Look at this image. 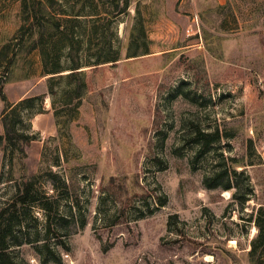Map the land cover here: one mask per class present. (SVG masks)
<instances>
[{
  "label": "rangeland",
  "instance_id": "rangeland-1",
  "mask_svg": "<svg viewBox=\"0 0 264 264\" xmlns=\"http://www.w3.org/2000/svg\"><path fill=\"white\" fill-rule=\"evenodd\" d=\"M127 1L116 24L122 59L87 70L91 86L72 137L57 126L51 95L44 113L25 114L20 126L35 137L26 173L43 174L53 194L46 170L59 172L79 197V220L62 242L48 240L45 214L35 208L30 232L10 250L24 264H254L253 243L264 247L255 222L264 206V0ZM21 13L20 0L0 6V93L11 102L48 90L38 51L10 71ZM140 17L150 54L129 57ZM55 99L60 108L61 94ZM4 108L0 96V133ZM217 129L235 136L200 154L196 132ZM232 159L240 161L237 174ZM13 164L0 146V207L16 193L12 177L23 174ZM223 167L239 199L235 189L205 185ZM46 242L54 259L38 252Z\"/></svg>",
  "mask_w": 264,
  "mask_h": 264
},
{
  "label": "trees",
  "instance_id": "trees-1",
  "mask_svg": "<svg viewBox=\"0 0 264 264\" xmlns=\"http://www.w3.org/2000/svg\"><path fill=\"white\" fill-rule=\"evenodd\" d=\"M7 1L0 0V6ZM20 1L24 23L12 38L14 49L12 55L8 56L10 67L17 66L19 60L30 64L29 58L38 51L42 74L48 77V90L42 95L29 96L16 103L11 102L2 91L0 93L5 102L1 116L4 134H0V146H4L7 158L14 161L13 169L16 164H21L23 169V174L11 179L16 181L15 195L6 205L0 207V264H24L16 259L10 249L12 244H21V239L30 232L26 219L35 208L45 214L44 232L48 240L57 238L61 241L63 237L71 234L68 227L73 221H77L74 205L79 206V197L72 191L69 181L52 168L46 170V177L53 185V194H49L42 187L43 174L26 173L24 161L28 157L27 147L35 137L20 126L25 120V114L33 110L44 113L46 98L51 95L57 126L61 128V132L72 137L70 125L91 86L87 79V70L108 64L115 65L122 59L121 49L115 45L118 36L116 24L118 16L127 12L129 7L126 0ZM151 43L145 21L140 17L132 29L129 50L133 51L129 57L150 54ZM24 77H29L28 72ZM13 80L15 79L11 76L7 81ZM60 94L61 107L58 108L55 97ZM234 134L235 132H230L223 135L220 129L213 133L200 130L196 132L195 140L199 144L200 154H204L210 152L213 144L224 137H234ZM232 160L231 169L237 174L236 167L240 165V161ZM205 185L209 188L235 189L234 197L239 199L240 187L228 175L226 167L207 176ZM250 197L251 195H246L240 202L245 204ZM65 200L70 202L69 210L66 211L63 206ZM255 222L260 228H264V206L259 209ZM27 241L33 243L39 240ZM37 249L45 260L55 258L48 256L52 254L48 242L37 245ZM249 255L254 264L264 263V247L262 249L253 243Z\"/></svg>",
  "mask_w": 264,
  "mask_h": 264
},
{
  "label": "crops",
  "instance_id": "crops-1",
  "mask_svg": "<svg viewBox=\"0 0 264 264\" xmlns=\"http://www.w3.org/2000/svg\"><path fill=\"white\" fill-rule=\"evenodd\" d=\"M43 77H46V76H43ZM23 98H25V97H21V98H19L16 102L22 100ZM16 102H15V103H16ZM13 103H14V102H13ZM0 134H1V135L4 134V129H3V133H0Z\"/></svg>",
  "mask_w": 264,
  "mask_h": 264
}]
</instances>
